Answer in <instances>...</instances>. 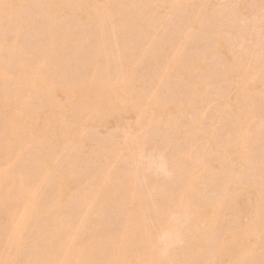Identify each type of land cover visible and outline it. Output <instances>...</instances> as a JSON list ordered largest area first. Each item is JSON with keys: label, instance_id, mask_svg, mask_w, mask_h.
<instances>
[{"label": "bare ground", "instance_id": "6f19581e", "mask_svg": "<svg viewBox=\"0 0 264 264\" xmlns=\"http://www.w3.org/2000/svg\"><path fill=\"white\" fill-rule=\"evenodd\" d=\"M163 1L0 0V31H4V38L7 34L2 25L8 15L12 17L14 23L12 31L20 32L23 22H26V26H32L30 29L37 32L34 21L26 17L32 8L38 9L39 13L44 16L45 26H52L58 18L63 22L70 20V25L80 24L84 20L93 24V29L86 31L77 29V31L62 33L59 29H55L53 30L55 36L50 40L29 41L23 44V48L19 46L17 38L11 39L9 43L8 40L6 41V45L9 44V50H12V53L14 51L11 61H14L16 67L13 70L16 83L8 86L0 83V101L5 102L8 97L13 98L14 90L20 94L31 93L33 97L35 96V100L31 102L34 107L26 113L28 117H31L35 107H43L42 111L45 115L41 119L39 128V131L46 136L43 143L52 144V148L54 146L56 148V145L66 137L74 140L76 144L73 155H69V158H74L72 164L69 162L68 167L62 168V173L57 174V180L47 178L48 181L55 180L51 181V185L54 182L52 186L55 189L49 196L51 200L48 208L54 216L50 224L51 231L55 232L53 238H59L60 242L53 251H50L43 245H37L35 241L31 248L32 251L30 250V257L35 263L41 259L40 264H189L183 260L185 254L183 255L181 249L177 250V246L170 247L165 253L159 243L161 237L177 230L178 225L175 220H170L168 217L169 213L179 212L181 208L188 211L190 215L192 214L194 224L199 227L196 234L187 233L188 246L185 250H190L193 256L198 251L203 252L205 241L211 242L210 249L220 250L221 247L226 250L229 238L238 240L241 231H246L245 235L251 244V250L253 245H256L254 219H252L251 228H238L240 230L232 232L234 228H237L235 221L240 213L244 212V210H240V213L236 211L238 199L236 201L235 196L242 188L248 187V185L243 187L244 182L241 178L232 177V166L235 162L254 166V169H251L255 171L257 169L258 173L254 174L252 184L258 195L264 196V165L261 166L264 157L260 155V157L256 156L257 159L252 157L253 149L248 144L259 138L264 141V117L257 123L251 121L246 125L238 126V131L232 132L224 139L223 145L218 146L223 149L222 153L214 155L218 151L215 135L209 137V131L205 130L206 128H200L199 123L201 119L202 122L204 119L201 117L200 110L191 108L192 110L188 111L192 117L189 122L179 125L175 121L173 125H170L172 124L170 123L171 114L186 110L178 107L181 102L177 103L169 97H164L162 100L153 88L159 83L163 84L166 76L178 82L191 79L196 91L206 96L209 90L204 88L206 85L204 82L211 74L207 62L219 57L223 61L220 70L213 75V77L216 76L213 80L219 86L215 92L220 103V110H218L229 116L233 113H238V117L241 116L244 112L242 111L244 103L237 95L242 87L249 84V76L243 70L244 64L246 61L252 62L253 71H255L263 67L264 63V0H234L229 2L231 5L226 3L222 5L223 7L215 4V11L209 10L208 12H206L205 1L195 0L196 4L197 1L199 3L197 13L191 14V17H178L175 27L174 23L172 26L169 25L174 28L172 30L169 27L174 36L172 48L178 55L162 58V62L160 61L159 64L157 62L158 65L155 63L158 67H153L155 71L147 75L149 79L145 75L137 77L135 76L136 69L125 59V50L134 46V48H139V46L141 48L155 23L165 24L163 15L170 10L174 11L181 2L180 0H169L168 3ZM205 16L209 22H212V25L211 23L201 24L200 19ZM213 23H218L219 27L217 24L214 26ZM31 30H28L30 33L28 35H32ZM183 30H185L186 37L183 35L180 38ZM197 32L201 34L197 36ZM204 35L207 36L209 42H207V48L201 47V49L204 48L203 53H198V57L191 60L192 63L189 64L188 69L183 65L178 66L177 64H181L183 58L182 53L190 50V41L196 36L204 37ZM236 36H242L241 48L243 49H237L231 45L232 38ZM252 37L256 38L257 43L260 41L261 51L253 57H248L249 49L247 46L244 47V42L252 40ZM86 39H89V43ZM4 47L3 43L0 44V77H5L3 69L7 62V57L2 55ZM18 47L23 50H16ZM43 49L47 55L46 59L49 58L51 61L49 64L45 58L35 59L37 57L35 53ZM29 51L33 57L26 58ZM147 52L150 53V49H147ZM197 52L201 53V51ZM57 63H63L60 66L63 69L60 81L57 80ZM89 68H92L91 74H88ZM192 71L195 72L194 75ZM73 73H78L79 77L65 83L66 79H71ZM141 79H145L144 83H141ZM236 79L238 82L233 85ZM122 82L123 85L120 87ZM258 86L256 84L254 89L257 90ZM106 89H108V97L112 100L109 105L98 101ZM229 92L231 96L228 98ZM234 99H236L235 102ZM14 106V103L7 104L4 106V111L7 113L3 115L0 113V132L3 131L6 134L7 140L10 135L11 139L17 142V133L9 131L14 130L13 127L8 130L10 121L18 116L13 111ZM19 111L24 112L23 109ZM261 116H264V108H262ZM239 118L243 119V117ZM235 120L237 122V118ZM251 126L252 129L249 130ZM165 127L168 133L172 130V133L178 135V143H176V138L171 141L166 139L169 135L171 136V132L168 136L166 134L167 137H162L165 134ZM171 127L174 128L170 130ZM152 129L156 135L158 132L161 133V135L158 134L159 138H162L161 140L165 143L175 141L177 144L174 148H168L171 149L170 151L173 149L171 155L169 154L171 156L169 163H171V173L175 172L176 175L172 174L174 177L171 175L167 180L160 181L162 183L148 177L145 165L139 162L141 151L145 152L152 142L153 135L152 137L149 135ZM34 132L33 129L28 131L29 138L33 142L37 140ZM83 132L85 137L82 135ZM7 140H0V149L2 150L5 146L8 153H11L14 147ZM208 145L212 149L204 155L206 148L210 147ZM188 148L192 149L196 155L194 160L188 154ZM50 154H44V157L41 155L38 159L27 154V158L30 156V159H36L34 160L35 177L32 183L28 182V186H33L39 174L51 172L52 153ZM213 158L218 159L213 169L187 173L188 169L197 168L199 170L201 167L212 165ZM79 167L83 170V176H80L78 172ZM2 173L0 169V180ZM225 176L227 178L230 176L229 179L232 181L228 182L227 178V181H222V177L225 178ZM17 180L13 183L17 190L11 189L10 196L7 198L9 201H0V215L7 214L15 218V214H11L12 209H10L15 200L21 201L18 202L21 216L29 213L26 203H28L30 192L27 191V184H24V181L18 178ZM202 181L208 186L215 187L214 192L197 190L196 187ZM117 186L120 187L117 188ZM119 188H122L123 192ZM119 190H121L120 193ZM35 191L33 193H36ZM147 191L150 192L149 196ZM143 192L150 201H147V198L144 199ZM178 197L181 199L180 202H177ZM228 197L231 200L225 199ZM184 199L186 202L183 203ZM69 205L71 208H68ZM103 207H109L110 211L115 208L119 212H125V228L117 234L106 231L102 235L103 242H112L114 246L104 248L103 260L99 259L97 250L87 258L84 253L86 245L77 243L78 236L76 235L71 239L69 237L71 233L68 229L73 226L76 217L71 212H78L77 215L81 219L79 226L82 229L87 228V225L91 223L100 227L102 220H108L112 214L106 215V209L102 211ZM230 207L234 209L233 216H236V220L226 219L223 214V211L229 210ZM253 208L257 212L256 218L264 217L262 206ZM63 218H68V224L61 222ZM157 222L162 223L158 229ZM11 223L15 231L13 232L14 239L9 242L10 248L22 247L23 234L28 228V219L25 217L23 220L14 219ZM220 224L225 225L218 232ZM207 226L211 228V231L201 234L203 228H208ZM3 231L12 232L10 228H4ZM209 233H216V235L212 236ZM222 236L225 237L222 238ZM183 238L186 239L185 236ZM19 255L8 257L9 259L6 260L9 262L13 257L15 259H12L13 261L9 264H20L22 258ZM186 255L188 256L187 252ZM202 255L206 256V253L203 252ZM245 258L240 264L250 262V256ZM197 264H209L208 259L204 263Z\"/></svg>", "mask_w": 264, "mask_h": 264}, {"label": "rangeland", "instance_id": "374dc122", "mask_svg": "<svg viewBox=\"0 0 264 264\" xmlns=\"http://www.w3.org/2000/svg\"><path fill=\"white\" fill-rule=\"evenodd\" d=\"M181 2L176 6V8L174 9V11L171 12L168 11L166 12V14L163 15L164 21H166V24L168 25L166 27V25L162 22H157L155 23L154 27H152V31L150 33L149 36H147L145 38V41L143 42L144 45H141V48L139 46V48H128L125 50V59L126 61H128L135 69V76L140 77L141 75L145 77H147V75L149 76L150 73L155 71V63L158 64L160 63V61L162 62V58L164 59L165 57L171 56V57H175L178 55V53H175V51L173 50V40H174V36H173V27H170L173 25L174 23V27L176 25V21H178V17L182 16V17H191V14L193 13H197V9L199 8V3L197 1V4L195 2V0H180ZM201 1H205V3L207 4V11L209 10H214V6L219 5L221 7H223L226 3L230 4L229 2L234 1V0H201ZM164 3H168L169 0H164ZM233 3V2H232ZM223 5V6H222ZM231 5V4H230ZM233 5V4H232ZM220 8V7H218ZM215 11V10H214ZM29 13V14H28ZM26 14L27 19L30 18L31 21H34V27L36 29V33L34 31H32L30 27L26 26L27 23L23 22V27L21 29L20 32H15L12 31L13 27H14V23L12 20V17H10L9 15L5 18L3 25L4 29L6 30V34L7 36L4 38L3 37V33L4 31H0V44H4V49L2 51V55L4 57H7V62L5 65V68L3 70H5V72H3L5 74V77H0V83L5 84L6 86L11 85V84H15L16 81L13 77V70L16 69L15 67V63L14 61H11L12 57L14 56V51L12 53V50H9V44L6 45V41L8 40V43L11 41V39L13 38H17V42L19 44L20 47L23 48V46L25 44H27L29 41H38V40H43L44 42L47 40H50L52 37L55 36V34L53 33V30L55 29H59L60 32L62 33H69L70 31L79 29V31H86V30H90L93 29V24L88 22V20H84L81 21L80 24L76 23V24H71L72 27L69 22L70 20H65L64 22L58 18V20H56L57 22H55L54 24L56 25H52V26H48L47 23L45 26L44 25V16L41 15L38 11V9H30V12H28ZM215 13V12H214ZM216 17V14H214ZM218 18V17H217ZM216 19V18H214ZM201 24L202 25H209L212 22H209V20L207 19V17H202L201 19ZM199 20V21H200ZM206 20V21H205ZM176 22V23H175ZM218 26V23H215ZM214 23L213 25L216 26ZM170 25V26H169ZM210 25V26H211ZM81 27V28H80ZM169 27L172 29H169ZM219 27V26H218ZM72 28V29H71ZM217 28V27H215ZM221 29L223 27H220ZM82 29V30H80ZM28 30L32 31V35H28L30 33H28ZM134 30V29H133ZM136 30V29H135ZM171 30V31H170ZM225 29H223L224 31ZM172 32V33H171ZM200 32V31H198ZM197 32V36L200 35L201 33ZM184 35V37H186L185 34V30L181 31L180 33V38H182ZM208 35V34H207ZM190 41V50H186L185 52H183V58L181 60V64H177L178 66H182L186 69H188V67L190 66L189 64L192 63V59L198 57V53L202 54L204 48L201 49V47L205 46L207 48V42H209L207 36L202 37L199 36ZM256 36V35H254ZM89 40V39H88ZM86 39V42L88 41ZM91 41V38H90ZM232 46L235 48H239V49H243L241 48L242 46V36H236L235 38H232ZM89 43V41H88ZM231 43V42H230ZM24 44V45H23ZM245 46L244 47H248L249 52H248V57H253L255 56L258 52L261 51V43L260 41H256V38L252 37V40L249 39L247 41L244 42ZM200 48V50H199ZM147 49H150V53L147 52ZM18 51H22L23 49H20L19 47L16 49ZM197 51H201L197 52ZM175 53V55H174ZM196 55V56H195ZM35 56H37L35 59H44L46 60V62L49 64L50 59H46L47 55L45 54V51L43 49V51H39L37 53H35ZM164 56V57H162ZM33 57V54L29 51V54L26 55V58H31ZM216 59H212L209 60L208 63V69L210 70L211 74H209V78L204 82L206 85L204 88H207L208 92H211L208 94H206V96H204V94H200L199 92L196 91L195 86L193 84V80L191 81V79L187 80V81H175L172 77L166 76L165 79L166 81L161 84H157L154 86L153 90L155 91V93L157 94L158 97H160L162 100L164 97H169V99L174 100L175 102L179 103L178 107L185 109L186 111H181V113H175L174 115L171 114L170 117V125H173V123L176 121L177 124L182 125L186 122H189V120H191L190 117L191 115L188 114L189 110L193 109H197L200 110L201 113V117L204 118L203 122L202 119L200 121V128L201 129H205L208 132V136L212 137L213 134L215 135V143L216 144V148L218 151H216L214 153V155L218 154V153H222L223 149H220V147L218 146H222L223 143L225 142L224 139L226 137H228V135H230L232 132H236L238 131V126H242V125H246L249 122H254L257 123L260 121V119L264 116H261L262 114V108H264V63H263V67H261L258 70L253 71V67H252V62H245L243 70L244 72L247 73V75L249 76V84L245 87H242L239 92H238V97L240 98V101L243 104V114L239 117H243V119L241 120L238 117V113H233L231 116L227 115L226 113H221L219 110V100L217 99V95L215 94L216 92V88L219 87L216 85V82L213 80L215 77H213V75L215 74V72L220 70L221 67V63H222V59L219 57H215ZM56 59V58H55ZM125 61V65H127V62ZM53 62V61H52ZM75 63V62H74ZM77 64L79 62H76ZM157 64V65H158ZM58 67L56 68L57 70V74H58V78L57 80L60 81L62 80V74H63V69L60 67L61 65H63V63H57ZM158 67V66H156ZM92 68H89L88 70V74H91ZM191 71V69L189 70ZM260 71V72H259ZM192 71V75L195 74V72ZM197 73V72H196ZM199 73V72H198ZM197 73V74H198ZM76 75V77H75ZM57 76V75H56ZM199 76V75H198ZM79 77L78 73H73L71 75V79H66L65 83H69L70 80L76 79ZM146 79V78H145ZM145 79H141V83H144ZM147 79H149V77H147ZM239 79V78H238ZM144 80V81H143ZM237 80V79H236ZM238 82V80L233 83V85H236ZM72 83V82H70ZM258 84V89L255 90L254 87L255 85ZM123 85V82L120 84V87ZM231 92L228 93L227 97L229 98L231 95ZM103 96L101 98L98 99V101L106 103L107 105L111 104L112 100L108 97L109 93H108V89H106L104 91V93L102 94ZM210 95H215V96H209ZM212 97V98H211ZM210 98V99H208ZM215 98V99H214ZM33 100H35V96L33 97L31 95V93H19L17 90L13 91V98H7V100L5 102L0 101V113L3 115L7 112L4 111V106L7 104H12L14 103V113L17 114V117H14L13 120L10 121V126L8 125V130L10 127H13L14 130H9L11 132H15L17 133V137H16V141L15 142L13 139H11L10 135H9V139L7 140V136L6 134H4V132H0V140L4 141L7 140L9 143L13 144V150L11 151V153H8V151L5 149V146H3V149H0V169L3 171L2 173V179L0 180V201L2 202H8L9 200H7V198L10 196V191L11 189H13L14 191L17 190V188L13 185V183L17 180V178L20 181H24V184L26 183V187H27V191L30 192V197L28 200V203H26V206L28 207V211L29 213L25 216H21L20 215V208L18 207L19 203L21 201H16L12 203L10 209L11 210V214H15V218H11L9 216H7V214H1L0 215V264H9L11 263L14 259L12 257V259L10 258L9 262L6 259H9L8 257L11 256H18V254H20L19 256H21V263L20 264H40L35 263L34 260L31 259V248H33V244L36 241L37 245H43L44 247H47L50 251H53L54 247H56L57 243L60 242L59 238H53L54 235V231H51L50 229V224L53 221V213L51 212V210L48 208V203L50 202L51 198H49L50 194L53 192V189H55L54 186V182L51 185V181H55L50 180L48 181L47 178H55L56 180L58 179V175L62 173V168L68 167L69 162L70 164H72L74 158H69V155H73L74 151H75V141L74 140H70V138H64L62 142L58 143V145H56V148L54 146V148H52V144H48V143H43V140L46 138V136L43 134V132L39 131V128L41 127V119L43 118V116L45 115L42 111L41 106H37L34 108L33 113L31 115V117H28V114L26 112H29V109H32L34 107L33 103H31ZM161 100V101H162ZM234 102L236 101V99L233 100ZM23 109V113H20L19 110ZM219 109V110H218ZM20 113V114H18ZM221 113V114H220ZM1 116V115H0ZM189 116V117H188ZM235 118H237V122L235 120ZM188 120V121H187ZM203 123V124H202ZM174 127H171V129H173ZM30 129H33L35 132L34 134H36L37 136V140L33 142V140L31 138H29L28 135V131ZM166 129V127H165ZM252 129V126L249 128V130ZM154 129H152V133L150 131L149 135H153L152 138V142H150V144L148 145L147 149L145 150V153H151L153 151H158V152H163L168 164V168L170 173L172 172L171 170V163H169V158L171 159V149L168 148H174L175 146H177L176 143H178V135L176 133H171L167 132L168 129L165 130V134L162 135L163 136H168V134H171V136L169 135L166 139L168 140H174V138H176V143L175 141H172L170 143H165L164 141H162V138H159L161 135V133L159 134V132L157 133V135L155 134V131L153 132ZM157 132V131H156ZM167 132V133H166ZM141 133V132H139ZM154 134L156 136H154ZM159 134V135H158ZM163 134V132H162ZM83 137H85V133H82ZM148 135V137H150ZM150 137V138H151ZM156 137L158 139H156ZM160 139V140H159ZM38 141V143H37ZM249 146L252 150L253 156L255 157V159H257L258 157H264V141L261 140V138H259L257 141L253 142H248ZM45 146V147H43ZM210 146V145H208ZM11 147V146H10ZM75 148V149H74ZM212 149V147H208L206 148V150L204 151V155H206L207 151ZM187 152L189 155H191L192 159L194 160V157L196 156L193 152L192 149L188 148ZM47 153H52L51 159H50V164H51V172L46 174L45 172L41 173L38 175L36 182L33 184V186L29 185L28 186V182L32 181L33 182V177H35V173H34V160L44 157V154L47 155ZM27 154H30L31 157H36V159L31 158L30 156L29 158ZM32 154V155H31ZM170 154V155H169ZM173 154V153H172ZM51 155V154H50ZM91 155V154H90ZM260 155V156H259ZM258 156V157H256ZM69 159H68V158ZM30 159V160H29ZM72 159V160H71ZM254 159V160H255ZM139 162L141 165L144 166V163H142V161L139 159ZM171 162V160H170ZM213 164L212 165H208L206 167H201L199 170H197V168H195L194 170L188 169L187 173H193L194 171L197 173L198 171H206L208 169H213L217 163H218V159L217 158H213L212 159ZM67 163V164H66ZM254 163V162H253ZM264 165V161L263 163H261V166ZM146 167V166H144ZM254 166H252L251 164L248 163L246 165L241 164V163H234V165L232 166V177L234 178L235 176L239 177L242 179V181L244 182L243 187L247 186L246 188H242L240 190V193L237 194V196H235V199L237 201L238 199V209L236 210L237 212L240 213V210H244L243 213H240V216L237 218L236 220V216H233V214H235L233 211L234 209L232 207L229 208V210L223 211V214L225 215L226 219H233L236 220L235 222V226L237 228H234V230L232 232H235L236 230H240L238 228H251V226H253L252 224V219H254V221L256 223H254L256 225V232H255V240L256 245H253L252 250L251 248V244L248 241V239L246 238L247 235H245L246 231H241L239 233V239H234V238H229L228 240V244L226 247V250L221 249H216V250H212L210 249L211 247V242L209 241H205L206 239H204L205 243H203V252L206 253V256H203L201 251H198L197 254H195V256H193L191 254V251H187L185 250V248H187V233L189 234H196V231L199 230V227L196 226L194 224V218L193 216L190 215V213L188 211H186L184 208H181V211L179 212H175L173 211V213H169V219L170 220H175V222L178 225L177 230L180 233V236L183 233V237L185 236V238H183L181 236V242L178 244H175V246H177V250H180L183 253V260L186 261L189 264H197V263H204V261L206 259H208V263L209 264H240L242 260H244L245 256L247 259V257H251V260L248 264H264V217L261 219H258L255 217V215H257V212H255L253 207L259 206L264 209V196H259L257 191L255 190L256 188H254L255 186H253L252 182L255 178L254 174H257L258 171L256 169L253 170ZM75 168H77V166H75ZM80 168V167H79ZM253 168V169H251ZM205 169V170H202ZM61 171V172H60ZM80 176H83V170L82 168H80L78 170ZM59 173V174H58ZM147 175L148 177H150L153 180H157V181H165L168 179L169 176H171L172 174L174 175L175 172L171 173L169 176H162V175H158L152 171H148L147 170ZM263 173V172H262ZM58 174V175H57ZM172 175V177H174ZM176 175V173H175ZM57 176V178H56ZM15 177V178H14ZM224 177V176H223ZM222 177V181L226 180V176L225 178ZM13 178L15 180H13ZM170 178V177H169ZM230 176L227 178L228 182L232 181V179H229ZM32 179V180H31ZM226 180V181H227ZM18 181V180H17ZM31 182V183H32ZM50 182V184H49ZM162 183V182H160ZM120 184V183H118ZM246 184V185H245ZM16 185V183H15ZM251 185V186H249ZM13 186V188H12ZM39 189L41 188V190H37L36 187ZM197 186V185H196ZM120 186H117V188ZM116 188V189H117ZM122 189V188H119ZM197 190H209L210 192H214L215 187L213 188V186H208L205 184L204 181H202L197 187ZM258 190H261L260 188H257ZM38 195H37V191ZM118 190V189H117ZM36 193H33V192ZM121 192V190H119V193ZM123 192V189H122ZM264 192V190H263ZM118 193V194H119ZM41 194V195H40ZM144 195V199L147 198V201H150L148 196L150 194L149 191H147V195L145 192L142 193ZM212 194V193H211ZM210 194V195H211ZM210 197V196H208ZM237 197V198H236ZM259 198V200H258ZM227 201L231 200L229 197L225 198ZM20 200V199H19ZM180 197H178L177 202H180ZM183 203L186 202L185 199L182 201ZM13 204H15V206H13ZM13 206V207H12ZM41 206V207H40ZM40 207V208H39ZM68 208H71L70 205L68 206ZM9 209V210H10ZM105 210L106 215L109 213H112L110 215L111 218H109L108 220H102L101 226H97L95 223H91L87 225V228H81L79 225L81 219L80 217H78V212L76 211H70L72 214H74L75 217V222L73 224V226L68 229L70 230L71 236L70 239L72 237H74V235L78 236L77 239V243L79 244H85L86 247L84 249V253L85 255L88 256L93 252L96 251L98 252V256L99 259L103 260L104 256V248H112L114 247L112 242H103L102 241V235L104 233H106V231H111L115 234H117L118 232H121L124 228H125V222H126V215L125 212H119L117 211L115 208H113V211H110L109 207L102 208V211ZM246 209V210H245ZM90 211V210H89ZM60 213V210H59ZM202 213V212H200ZM168 215V214H167ZM166 215V216H167ZM27 218L28 219V228L25 231V233L23 234V246H14L12 248H10V243L11 239H14V234L13 232L15 231V229H12V221L17 220H23V218ZM105 217V216H104ZM193 221V222H192ZM62 223H64L65 225L68 224L69 220L68 218H63L61 220ZM261 222V224H260ZM107 223V225L105 224ZM109 225V226H108ZM162 225V223L157 222L156 226L157 229ZM225 225V224H223ZM223 225L220 224L219 226V230L218 232H220V229L223 228ZM208 228H203V231L201 232H210L211 228L209 226H207ZM4 228L12 230V232H8V231H3ZM131 228V227H130ZM129 228V229H130ZM185 231V232H182ZM211 234V233H209ZM214 235H216V233H213ZM213 234H211L212 236H214ZM219 235V233H218ZM225 236H222V238ZM251 238V237H250ZM49 239L50 242H49ZM185 239V240H184ZM211 244V245H210ZM20 247V248H19ZM179 248V249H178ZM31 250V251H30ZM176 251V250H174ZM186 251L188 256L186 255ZM263 254V255H262ZM14 256V257H16ZM40 256V255H39ZM41 257V256H40ZM38 257V259L40 258ZM37 260V258H36ZM7 261V262H6ZM11 261V262H10ZM34 261V262H33ZM46 264V263H44ZM247 264V263H246Z\"/></svg>", "mask_w": 264, "mask_h": 264}, {"label": "clouds", "instance_id": "9594fccd", "mask_svg": "<svg viewBox=\"0 0 264 264\" xmlns=\"http://www.w3.org/2000/svg\"><path fill=\"white\" fill-rule=\"evenodd\" d=\"M140 160L146 166V170L152 171L158 175L169 176L171 173L168 168V164L163 152L153 151L151 153H145L141 151ZM181 242V236L178 230L171 234H166L160 238V245L163 252Z\"/></svg>", "mask_w": 264, "mask_h": 264}]
</instances>
